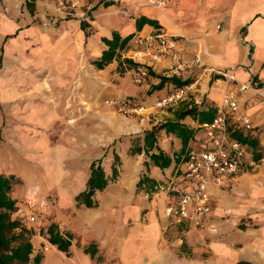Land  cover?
Segmentation results:
<instances>
[{"label":"crops","instance_id":"obj_1","mask_svg":"<svg viewBox=\"0 0 264 264\" xmlns=\"http://www.w3.org/2000/svg\"><path fill=\"white\" fill-rule=\"evenodd\" d=\"M80 1L92 15L87 25L63 18L34 43L31 57L26 56L22 38L25 26L10 19L0 24V127L4 128L0 172L13 173L25 187L17 197V183L13 185L10 195L17 203L34 186L38 191H53L56 202L50 223L61 221L70 236L67 253L48 242L50 247L38 264L50 256L60 259L62 253L66 264H97L96 252L90 256L83 246L94 242L98 251L114 241L122 245L119 254L127 261L135 256L138 263L147 256L154 264H171L175 251L153 247V239L160 225L185 221L165 215L164 206L172 197L160 184L179 173L187 150L203 146L200 125L204 121L191 114L179 118L192 129L184 146L163 127L153 131L151 144L144 143L143 134L166 119H175L176 111L190 105L216 110L227 90L235 92L238 109L249 114L252 128L241 132L257 138L262 156L253 159V150L241 141L246 145V170L222 185L208 183L211 212L207 221L218 229L206 237L207 262L264 264V105L259 99L264 93V0H164L159 7L148 0ZM8 8L15 11L13 5ZM139 16L152 22L136 27ZM112 32L120 37L153 32L181 35L174 49L181 61H188L200 46L199 61L179 77L188 79L185 97L162 108L150 107L174 85L169 79L161 80V76L170 77L165 73L172 62L167 56L147 61L149 74L135 83L130 67L120 62L121 54L133 47L131 36L109 62L97 68L92 60L106 48L101 38H110ZM229 67L237 82L215 72ZM251 78L253 86L238 88V82ZM105 96L129 98L148 108L141 116L120 115L101 103ZM135 146L140 150L131 151ZM151 151H161L167 163H153L148 156ZM114 153L116 174L109 178ZM92 160H99L107 182L94 190V205H76L73 196L85 187ZM239 218L241 225L234 224ZM189 234L201 238L204 233Z\"/></svg>","mask_w":264,"mask_h":264},{"label":"built area","instance_id":"obj_2","mask_svg":"<svg viewBox=\"0 0 264 264\" xmlns=\"http://www.w3.org/2000/svg\"><path fill=\"white\" fill-rule=\"evenodd\" d=\"M63 7L65 16L77 15L79 20L88 21L91 14L88 7L84 8L79 0H57ZM157 7L165 3L164 0H148ZM181 35H169L164 32H153L145 35L134 34L130 41L133 45L120 56L123 67H130L132 80L141 83L149 74L147 61H159L163 56L171 59V64L165 75L181 77L184 71L199 61L201 47L188 61H181L175 54L176 41ZM216 74L232 82L238 80L232 73V68L215 70ZM238 88L243 90L253 86V80L238 82ZM188 85H173L166 93L155 98L150 107L162 108L183 99ZM109 105L121 113L143 115L147 106L125 97H111L106 99ZM260 102L264 105V93L260 94ZM203 146L189 149L182 155V167L179 173L160 184L164 192L172 198L164 206L166 216L176 221H187L198 228L210 231L216 229L213 222L207 221L211 212L208 183L222 185L246 170L244 155L246 145L232 135L236 129L250 131L252 122L249 114L238 109V100L232 90L224 91L216 106L214 115L201 123ZM157 186V185H155ZM11 216L18 221H32L35 215L25 213L21 207L11 212Z\"/></svg>","mask_w":264,"mask_h":264},{"label":"rangeland","instance_id":"obj_3","mask_svg":"<svg viewBox=\"0 0 264 264\" xmlns=\"http://www.w3.org/2000/svg\"><path fill=\"white\" fill-rule=\"evenodd\" d=\"M80 3L84 8L88 7L83 2L80 1ZM12 5L15 7V11H12L11 8H8V6ZM88 12L91 14L89 7ZM67 17L78 19L77 15L75 14L65 16L63 13V7L59 5L57 0H0V24L2 20L5 21V19H10L14 21L19 20L22 26H25L22 30V38L24 39L25 43L24 47L26 56L30 55L31 57V49L33 48L34 43H36L37 40L44 35V33H48L52 28L57 26L60 20ZM1 33L2 30L0 29V36ZM1 59L2 57L0 56V69ZM111 97L116 96H105L101 99V103L104 105H109L107 102H105V100ZM109 106L111 107L112 112L118 113L120 115L127 114L117 111L111 105ZM3 131L4 128L0 127V135H2V137ZM260 147L261 145L257 141L256 148L259 150ZM2 148H6L5 144H2ZM3 156L4 155H2L0 150V160L3 158ZM24 188V186H20V183H17L14 186V195L17 197L21 196L24 192ZM36 188L37 187L34 186L33 190L31 189V193H29L28 196H25L20 203H17L18 206L21 207L22 211L25 213L30 212L35 215V219L32 221H27L24 219L22 221H18L17 226L14 228V231H17L19 228H21L24 232V235L31 241V259L26 264H33L32 256L34 254L42 256V253L48 247H50V244L46 239L45 228L50 223L51 211L56 202V196L53 191L49 189L38 191ZM65 199L66 198H64V200ZM240 220L241 218L236 220L234 224L241 225ZM56 226L59 231L64 232V225L61 221H59ZM160 226L158 235L153 239V247H159V249L170 248L175 251L176 257L178 259L174 257V259L171 260V264H208L207 261L210 260V256L208 255L209 253L206 249L209 247L208 244H206V237L208 234H210V230L204 227H194L187 221H185L182 225L168 222L165 226ZM216 229H218V226H216ZM192 231L198 233L201 232L204 234H202L201 238L192 237V235L189 234ZM72 240L74 241V239ZM112 241L113 240H111V242ZM121 242H123V240ZM76 246L80 247L78 244H76ZM120 248H122V245L118 246L115 241L114 243L104 245L100 247V249L98 248V251H96L95 255L93 256L94 261L97 264H154L148 261L147 256H143V258L138 263L134 262L133 260L135 256H132V260L127 261V258L124 259V256L119 254ZM164 256L165 255H163V257ZM59 257L60 259L55 256H50L47 261H44L43 264L68 263L65 254H59ZM196 260L198 262H196ZM155 261L160 262V259L156 258Z\"/></svg>","mask_w":264,"mask_h":264},{"label":"trees","instance_id":"obj_4","mask_svg":"<svg viewBox=\"0 0 264 264\" xmlns=\"http://www.w3.org/2000/svg\"><path fill=\"white\" fill-rule=\"evenodd\" d=\"M109 1H106L107 4ZM141 22H152V19L139 16L135 19L136 27H139ZM87 21L80 20V26L85 27ZM131 36L127 34L120 37L116 32H112L110 38L102 37V41L106 44V48L101 51V54L92 60V63L100 68L107 62H109L116 55V48L121 47L125 41ZM171 80L174 85H184L188 82V79H179L177 77H165L161 76V80ZM253 80V78H251ZM213 107L207 109H197L195 105H190L176 111L175 119H166L158 125L146 130L143 134L144 143L151 144V138L153 131L158 127H163L167 131L175 133L181 141V146H184L191 134L192 129L179 121V118L185 114H191L196 116L198 122L209 120L213 113ZM232 135L242 142H245L252 150V158L258 159L261 153L254 151L257 145V138L248 133H242L241 130L236 129L232 132ZM131 151L140 150L139 146L130 147ZM149 158L155 164H166L168 158L161 153V151L148 153ZM161 159V160H159ZM114 164L111 166V174L109 178H114L116 174L115 161H117V155H113ZM107 177L104 175L99 160H92L89 163V174L85 181V187L74 194L73 199L78 204H84L85 206H91L95 204L92 199L94 190L101 189L107 182ZM20 178L13 173L0 172V264H26L30 261V253L32 250L31 241L24 235L21 228L14 231V228L18 224V220L11 216V212L17 207L16 199L11 197L10 191L15 183H19ZM46 239L49 243L54 244L59 250L67 253L68 245L70 243V236L66 232L59 231L56 224L51 222L45 228ZM84 252H87L90 256L96 252L94 242H89L83 246ZM40 255L34 254L32 256L33 264H38Z\"/></svg>","mask_w":264,"mask_h":264}]
</instances>
